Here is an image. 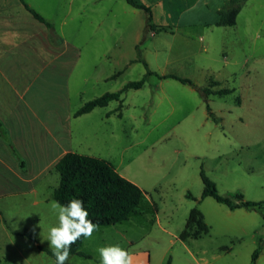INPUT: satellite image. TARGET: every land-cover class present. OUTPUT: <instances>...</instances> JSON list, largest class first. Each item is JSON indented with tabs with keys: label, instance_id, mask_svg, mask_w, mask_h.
<instances>
[{
	"label": "rangeland",
	"instance_id": "obj_1",
	"mask_svg": "<svg viewBox=\"0 0 264 264\" xmlns=\"http://www.w3.org/2000/svg\"><path fill=\"white\" fill-rule=\"evenodd\" d=\"M133 1L150 9L151 24L165 27L147 33L140 45L150 71L177 75L211 91H233L207 97L218 122L209 117L196 91L174 79L150 76L141 88L121 94V116L111 123L114 138L94 140L89 151L137 185L141 201L127 220L96 227L84 238L79 251L90 258L71 256L73 264H100L97 249L109 245L145 254L147 264H250L252 252L261 247L256 264H264L261 216L246 217L210 197L201 199L200 180L203 171L221 196L239 192L245 200L264 202V0ZM39 2L52 5L51 11L43 8L46 17L65 21L67 34L69 30L80 42L88 36L84 50L90 56L97 50L120 56L121 73L105 83V93L142 77L141 62L123 68L137 58L143 10L126 0ZM234 15V25H217L220 18L229 22ZM87 22L101 24L104 31L99 34ZM104 68L111 70L108 64ZM116 106L111 102L100 112ZM192 208L200 211L208 230L181 241L178 236ZM51 226L43 221L36 242L22 236L14 245H0V264H54L36 246L51 251L45 240Z\"/></svg>",
	"mask_w": 264,
	"mask_h": 264
},
{
	"label": "crops",
	"instance_id": "obj_2",
	"mask_svg": "<svg viewBox=\"0 0 264 264\" xmlns=\"http://www.w3.org/2000/svg\"><path fill=\"white\" fill-rule=\"evenodd\" d=\"M24 1L51 27L34 19L19 0H0V245L3 246L27 237L25 232L34 238L43 221L52 226L58 224L51 207L55 202L52 190L58 184L56 162L68 152L102 159L89 149L94 140L114 138L111 123L113 117L121 116L116 109L118 101H111L117 102L113 110L100 112L109 102L105 107L74 115L85 102L103 95L105 83L113 82L121 73L120 56L116 58L111 52L99 50L90 56L84 50L90 42L88 36L80 42L76 35L63 29L65 21L55 23L46 17L45 12L51 11L52 5L47 8L40 0ZM88 25L99 29V34L104 31L100 30L101 24L87 22ZM134 60L128 61L123 69ZM106 64L110 65L108 72ZM79 147L81 151L77 150ZM235 212L246 217L256 213L242 208L232 210ZM131 256L132 263L136 259L138 264H147L145 254Z\"/></svg>",
	"mask_w": 264,
	"mask_h": 264
},
{
	"label": "trees",
	"instance_id": "obj_3",
	"mask_svg": "<svg viewBox=\"0 0 264 264\" xmlns=\"http://www.w3.org/2000/svg\"><path fill=\"white\" fill-rule=\"evenodd\" d=\"M19 1L34 19L45 24L49 28L51 27L37 12L31 9L24 0ZM126 3L133 8L143 10L145 14L141 37L138 44L135 45L137 58L134 60L136 62H141L144 65L145 72L140 79L125 83L120 90L112 93H104L99 97L85 102L75 111L74 115L79 116L90 112L94 108L105 107L111 101L119 102V105L116 108L119 110L121 107L120 102L122 101L120 96L123 92L128 89H139L150 76H155L159 80L170 78L181 84L189 85L198 93L202 101L205 103L209 117L212 118L214 122H218V118H216L209 109L207 97L210 94L217 96L228 95L232 93L233 89H217L211 91L208 88L196 86L190 80L177 75H159L150 71L146 62L141 58L140 45L145 40L147 33L163 31L165 27H156L151 24L152 14L148 7L138 4L133 0H126ZM234 17L235 15L229 22H224L220 18L217 25L232 26L235 24ZM217 84L218 83L215 82L213 85ZM9 148L13 151L11 145H9ZM55 171L58 174V184L52 190L51 198L60 204H66L71 199H80L83 201V206L88 210L87 218L92 220L97 227L115 225L127 220L128 216L134 211L141 201V189L131 181L122 177L115 171L112 164L104 159L68 152L56 162ZM200 180L202 182L201 199L210 197L215 202L227 207L229 210L242 208L255 211L264 220V202L245 200L243 195L239 192H233L227 196H221L218 193L215 184L205 176L203 171H200ZM185 197L193 199V197L188 193ZM207 230L208 227L203 222L200 211L196 208H192L189 211L184 228L180 232L178 238L181 241H185L189 238H198L201 235L206 234ZM24 235L32 242H35L34 238L29 233L25 232ZM83 238L84 237L82 236L71 245L70 256L77 255L87 257L78 250ZM37 248L52 256V252L49 249L39 245H37ZM260 250L261 247H257L252 252L250 264H256V259ZM166 264H169V261H167Z\"/></svg>",
	"mask_w": 264,
	"mask_h": 264
},
{
	"label": "clouds",
	"instance_id": "obj_4",
	"mask_svg": "<svg viewBox=\"0 0 264 264\" xmlns=\"http://www.w3.org/2000/svg\"><path fill=\"white\" fill-rule=\"evenodd\" d=\"M58 224L47 230L48 247L54 257V264H73L70 247L82 236L91 237L96 225L88 219V210L80 199H71L66 204L54 202ZM100 264H132L130 252L119 245H109L97 249Z\"/></svg>",
	"mask_w": 264,
	"mask_h": 264
}]
</instances>
